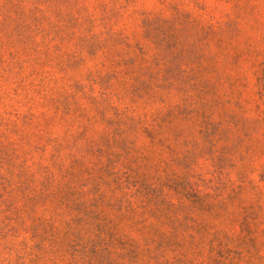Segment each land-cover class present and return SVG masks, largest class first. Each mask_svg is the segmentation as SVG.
Listing matches in <instances>:
<instances>
[{
	"label": "rangeland",
	"instance_id": "rangeland-1",
	"mask_svg": "<svg viewBox=\"0 0 264 264\" xmlns=\"http://www.w3.org/2000/svg\"><path fill=\"white\" fill-rule=\"evenodd\" d=\"M0 264H264V0H0Z\"/></svg>",
	"mask_w": 264,
	"mask_h": 264
}]
</instances>
